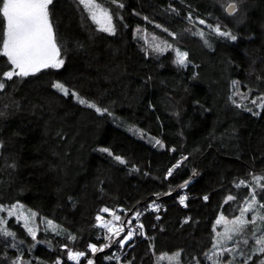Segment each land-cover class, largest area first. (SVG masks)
<instances>
[{"label":"trees","instance_id":"trees-1","mask_svg":"<svg viewBox=\"0 0 264 264\" xmlns=\"http://www.w3.org/2000/svg\"><path fill=\"white\" fill-rule=\"evenodd\" d=\"M99 1L114 34L78 0L48 6L64 61L58 69L2 77L13 66L0 44V204L22 203L59 228L34 240L8 217L14 236L0 235V264H74L70 250L90 255L92 264H157V254L172 252L177 264H207L218 215L253 190L264 204V188L252 181L264 178V101L258 108L231 99L234 82L264 97V0ZM227 2L236 4L234 13ZM197 19L237 39L204 32ZM137 28L169 41L191 30L193 40L179 44L188 63L176 64L171 49L148 50ZM73 92L106 111L78 103ZM105 208L123 218L142 212V231L123 246L104 242L96 217Z\"/></svg>","mask_w":264,"mask_h":264},{"label":"snow or ice","instance_id":"snow-or-ice-1","mask_svg":"<svg viewBox=\"0 0 264 264\" xmlns=\"http://www.w3.org/2000/svg\"><path fill=\"white\" fill-rule=\"evenodd\" d=\"M115 2L116 0H113V3ZM51 3L52 0H0V44H2V55L7 57V63H10V65L13 66L10 71L3 72L2 77H6L7 79H12L13 76L26 77L39 72L44 68L51 67L58 69L63 65L64 61L59 58L60 50L57 47L56 36L49 18L48 6ZM78 3L83 5L84 8L91 14L93 21L101 25L102 31L114 34L115 27L112 23V15L107 9L102 8L100 4L96 3V0H78ZM228 9L230 12L234 13L236 11V5L230 4ZM4 22H6V26ZM200 23H204V21H200ZM214 30L222 37L229 38L233 41L237 39V37L232 35L230 32L221 31L219 26H217ZM165 31H167V29H165ZM170 47L171 45H167V48ZM153 50L156 52H163L166 48H162L159 44H155L153 46ZM187 56L188 54L186 52L176 50L175 63L185 66L187 63ZM4 87L5 85L3 80L0 79V90ZM53 87L58 89L65 96L70 94V90L59 82L54 84ZM71 95L75 96L78 103L93 108L98 113L106 111V109L97 107L95 103L81 98L74 92L71 93ZM261 99H264V97ZM255 102L256 101H253V103ZM156 143L159 144L160 142L157 141ZM100 151L109 152V149L103 148L100 149ZM115 159L121 164L125 163V161L119 156H116ZM168 174H172L171 169H169ZM253 179L257 181V184L261 188H264V185L259 184L260 180L264 178L253 177ZM244 183L245 181H241L237 187H240V185ZM186 184L187 182L185 185H182V187L186 186ZM185 199L186 197H182L180 202L184 203ZM204 199L207 200L208 197L205 196ZM233 199H235L233 196L227 197L228 201ZM18 207V205H13V209L9 211L8 214L10 216L15 215ZM255 207V190H253L252 200L248 202L246 207L240 210L241 216L230 222L233 225H236V227L230 230L226 229L225 235L227 239H232V236L227 234L228 231L239 232L244 225L249 223L254 224L256 222V217H253L252 220L244 219V214ZM260 207L264 208V204H261ZM102 211L108 212L109 210L105 208L102 209ZM35 215V213H31L32 217ZM18 218L25 219V228H27L28 232L33 236V238H35L36 233L31 227H28L27 218L23 217V215ZM114 218L116 220L120 219L119 216H114ZM96 219L100 221L101 217L98 215ZM224 219V217L218 219L217 224L224 222ZM259 219L264 221V216H260ZM0 223L4 222L0 221ZM48 224L51 226L52 222L48 221ZM102 226L108 228L110 232L113 231V228L110 226V222H102ZM53 230L55 231V228H53ZM119 231H122V229L116 230L115 234L119 235ZM0 235L14 236V233L8 231L6 228H0ZM71 238L75 239V237ZM256 243L261 245L256 249V251L258 253H264V236L257 239ZM89 247L92 252L100 250L97 249L95 245H89ZM105 247H107V245H105ZM84 255V252H72L70 250L68 253V259L78 261L79 258ZM178 256L179 253H176L175 257ZM249 259H251V257H249ZM57 264H59V261H57ZM88 264H92V261L88 260ZM260 264H264V260H261Z\"/></svg>","mask_w":264,"mask_h":264},{"label":"rangeland","instance_id":"rangeland-1","mask_svg":"<svg viewBox=\"0 0 264 264\" xmlns=\"http://www.w3.org/2000/svg\"><path fill=\"white\" fill-rule=\"evenodd\" d=\"M96 3L100 4L102 8L106 9L99 0H96ZM228 3L230 2H227L225 4V10ZM200 21L202 20L199 19L195 20V22L198 24L200 29L204 28L203 29L204 32H211L217 34L214 30L217 26H219L217 25V23L215 25H211L207 22L200 23ZM5 26H6V22H5ZM220 29L221 31H226L221 27ZM136 36L144 42L148 50L154 51L153 46L155 44H159L162 48H166V50L171 49L175 55V59H176V50H179L180 52H185L183 49L179 47V44H188L190 41L193 40V34L191 30L188 29L184 30L178 35H174L173 41H169L167 38L149 32L143 28L136 29ZM167 45H171V47L167 48ZM58 82L59 81H55L54 84ZM261 98H262L261 96L253 97V98L250 97V94L248 93L247 90H241V88L234 83V87L231 93V99L233 100V102L237 103L238 105H247L248 103H251L253 106L259 108L261 107L264 101V99ZM253 101L256 102L253 103ZM137 132L141 134L140 131L137 130ZM253 177H260V176L254 175ZM252 181L255 185H257L256 180L252 178ZM251 191L252 190H250L249 192ZM251 200H252V192L249 196L239 200L238 205L232 209L231 213L227 215L224 214L218 215L214 223L213 244L210 247V249L205 253V261L207 262V264H260V261L264 260V253H258L256 251V249L261 246L256 243L257 239H260L261 236H264V221H261L259 219L260 216H264V208L260 207L261 203H259L256 200V198H255L256 207L244 214L245 220H252L253 217H256V222L254 224L249 223L244 225L239 232L228 231L227 234L231 235L232 239H227L225 235L226 229L230 230L236 227V225H233L230 222L234 221L237 217L241 216L240 210L246 207L248 202ZM13 205L19 206L18 209L16 210V214L12 215L13 218L15 220L20 221L23 225H25L26 222L25 219L18 217L23 215V217L27 218L28 227H31L36 233L35 238H33V236L28 232L27 228L26 230L34 240H37L40 231L43 232L59 231L58 225L55 222L43 216H39L34 210L28 208L22 203H13L10 205L0 204V221L4 222V223H0V228H6L5 227L6 220L8 219V217H10L8 213L13 209ZM31 213H35L36 215L32 217ZM99 216L101 217V220L98 221L99 224L102 225V222H110V226L113 228V231L110 232L108 228L104 227L106 229V234H105L106 236L104 242L113 239L112 243L114 242V240H117L119 241L120 246H123L131 237L142 231L141 224L139 223V219L142 216V212H135L129 218H127V216L123 218L119 212L115 210H109L108 212H103ZM114 216H119L120 219L116 220ZM221 217L225 218L224 222L217 224V220L220 219ZM48 221L52 222L51 226L48 224ZM53 228H55V231L53 230ZM119 229H122V231H119V235H116L115 234L116 230ZM96 247L97 249L99 248L98 246ZM72 252H82V251H72ZM176 253L179 252L157 254L156 255L157 264H177L179 262V256L175 257ZM252 255L253 256L258 255V256L252 257ZM249 257H251V259H249ZM82 259L84 260L82 264H88V260L92 261L90 255L89 256L84 255L80 257L78 261L70 260V259L68 260L73 262L74 264H80ZM17 262H19V259H17Z\"/></svg>","mask_w":264,"mask_h":264},{"label":"water","instance_id":"water-1","mask_svg":"<svg viewBox=\"0 0 264 264\" xmlns=\"http://www.w3.org/2000/svg\"><path fill=\"white\" fill-rule=\"evenodd\" d=\"M230 4H235L234 2H230V3H228L227 4V6H226V12L228 13V14H232L233 12H230L229 11V9H228V6L230 5ZM236 5V4H235ZM197 175V172L196 171H193L192 173H191V175L180 185L181 187H182V185H185V183L187 182H189L193 177H195ZM138 206V204H136L135 206H134V208L135 207H137ZM117 240H114V242L111 244V245H113L115 242H116Z\"/></svg>","mask_w":264,"mask_h":264},{"label":"built area","instance_id":"built-area-1","mask_svg":"<svg viewBox=\"0 0 264 264\" xmlns=\"http://www.w3.org/2000/svg\"><path fill=\"white\" fill-rule=\"evenodd\" d=\"M161 205L157 204V205H150L146 211H150V210H155L157 208H159Z\"/></svg>","mask_w":264,"mask_h":264},{"label":"bare ground","instance_id":"bare-ground-1","mask_svg":"<svg viewBox=\"0 0 264 264\" xmlns=\"http://www.w3.org/2000/svg\"><path fill=\"white\" fill-rule=\"evenodd\" d=\"M76 261V260H75Z\"/></svg>","mask_w":264,"mask_h":264}]
</instances>
